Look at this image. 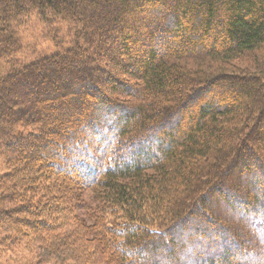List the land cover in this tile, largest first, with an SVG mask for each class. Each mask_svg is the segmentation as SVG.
<instances>
[{"label": "trees", "instance_id": "trees-1", "mask_svg": "<svg viewBox=\"0 0 264 264\" xmlns=\"http://www.w3.org/2000/svg\"><path fill=\"white\" fill-rule=\"evenodd\" d=\"M0 264H264V0H0Z\"/></svg>", "mask_w": 264, "mask_h": 264}]
</instances>
